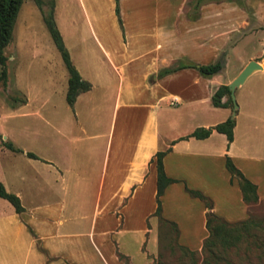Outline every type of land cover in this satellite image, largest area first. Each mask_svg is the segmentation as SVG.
I'll list each match as a JSON object with an SVG mask.
<instances>
[{"label": "crops", "instance_id": "0c3cea01", "mask_svg": "<svg viewBox=\"0 0 264 264\" xmlns=\"http://www.w3.org/2000/svg\"><path fill=\"white\" fill-rule=\"evenodd\" d=\"M77 1L75 26L53 0L69 58L90 83L71 106L68 75L54 54L37 57L40 68L22 70L15 27L6 46L11 83L23 95L10 108L36 120L0 126V182L22 206L16 213L0 197V264H150L160 233L157 151H164L162 169L174 180L160 195V215L175 223L180 244L198 250L207 209L186 188L204 194L224 220L244 219L247 204L225 168L228 157L257 197L264 196V55L238 60L241 68L249 60L260 68L234 89L232 140L214 130L184 137L231 116L232 106H212L210 96L241 70L223 81L224 64L236 56L237 43L227 44L239 28L232 12L202 10L194 20L176 0L172 12L141 10L144 0H117V14L114 0ZM254 16L253 35L264 31V9ZM258 40L263 44L264 36ZM214 62L220 69L209 76L193 67Z\"/></svg>", "mask_w": 264, "mask_h": 264}, {"label": "rangeland", "instance_id": "374dc122", "mask_svg": "<svg viewBox=\"0 0 264 264\" xmlns=\"http://www.w3.org/2000/svg\"><path fill=\"white\" fill-rule=\"evenodd\" d=\"M45 2L47 4L43 6V10H47L51 0H45ZM262 2L264 1L176 0L175 2L178 5V10L185 11L189 15H195L193 18L194 20L199 18L202 10L209 13L218 7H222L232 12L235 25H238L239 28H234V34L230 36V42L227 41V44L229 45L230 43L236 42L237 48L235 51L236 56H229L228 62L224 64L221 75L224 82L230 80L241 68L242 62H238V60L241 61L240 57L258 53H260L259 55L261 56L264 55V48L258 40L259 37L264 36V31H258L254 35L253 32L250 33L249 31L254 25V12H259L264 9V3ZM173 4L174 0L171 1V6L167 5V0H144V2H141L140 9L145 11H152L153 9L165 11L171 8L170 11L172 12ZM78 8L79 3L77 0H58V12L61 11L63 15L66 14L69 16L71 20L74 21L75 26L80 25ZM242 19L247 21L248 25L246 27L241 26L243 23L240 20ZM14 27L18 46L17 54L23 60L20 69L23 70L28 67L35 70L36 67L40 68L39 65L36 64L38 62L37 57H44L47 53H49V55L54 54L57 60H59L60 66L63 67L59 59V54L42 23L40 12L32 0H22L16 15ZM244 32L247 33V38L244 39L243 36V39H240V37L238 39L239 34ZM9 53L10 48L5 47L3 49V54L6 58L4 63L6 80L5 83L0 81V126L5 125L6 127L9 122L35 119V117L32 116L28 118L20 117L10 108L12 103L21 101L23 95L16 91L11 83V66L8 61ZM246 82L247 83L242 85L243 89L249 84V81ZM209 119L211 120L213 118ZM1 137H3V134ZM231 179L236 181L235 176ZM246 204L247 216L238 221H245L247 229H241L242 226L237 227L238 231L240 230L241 232L240 238L234 242V245L227 247L224 251L218 252L221 260L216 262L215 259H210L206 255V252L202 250L201 246L198 250H193L180 244L178 240L174 238L168 225L159 224L160 233L156 243V254L150 264H264V196L258 198L256 195V200H249ZM176 245L184 246V249L177 248ZM204 258H207V260L209 259V262L204 263Z\"/></svg>", "mask_w": 264, "mask_h": 264}, {"label": "trees", "instance_id": "16d2710c", "mask_svg": "<svg viewBox=\"0 0 264 264\" xmlns=\"http://www.w3.org/2000/svg\"><path fill=\"white\" fill-rule=\"evenodd\" d=\"M115 1V13L117 14V0ZM264 1V0H263ZM32 2L38 8L41 20L45 29L54 45L58 51L61 61L67 72V87L65 92V100L68 105H72L76 95L80 92L86 91L90 87V83L86 80L81 79L76 68L72 64L68 51L64 46L62 38L56 27L53 19V0L49 3L47 10H43V6L47 4L45 0H32ZM22 0H0V81L5 83L6 70H5V56L3 54V49L8 45L12 37V30L14 27L15 19ZM264 48V40H263ZM197 71L205 76L212 75L220 69V64L218 62L201 64L193 66ZM225 97L224 100L222 98ZM210 103L212 106L225 107L232 106V102L229 96V90L226 84L219 85L210 96ZM234 124L233 117H227L225 120L218 122L210 127H196L189 134L184 137H195L204 138L214 130L223 133L226 137V141L230 142L232 140V127ZM4 146L16 150L9 142H4ZM30 157H34L31 152L26 153ZM164 151H157L154 154V163L156 167V191H155V210L154 214L158 217V223L168 225L172 231L174 238L177 239V227L174 222L164 219L160 215V195L162 194L165 186L174 181L173 179L167 177L164 174L161 164V158ZM225 168L228 171L230 178L236 177V183L242 195V200L246 203L247 201L256 200L255 185L248 181L232 164L228 157L225 158ZM187 192L193 196L199 198L207 211L205 213V228L207 230L206 237L202 240L201 248L210 259H215V261L221 260L218 252L224 251L227 247L234 245V242L240 238L241 232L238 231V226H242L241 229L246 230L245 221L238 222H228L216 215L211 209L210 200L198 190H192L186 188ZM0 197L8 201L14 211L19 213L22 211V206L20 205L18 197L10 192H7L0 182ZM177 248L184 249V246L176 245ZM219 250V251H218ZM204 263H208L209 259L204 258Z\"/></svg>", "mask_w": 264, "mask_h": 264}, {"label": "water", "instance_id": "95a60500", "mask_svg": "<svg viewBox=\"0 0 264 264\" xmlns=\"http://www.w3.org/2000/svg\"><path fill=\"white\" fill-rule=\"evenodd\" d=\"M260 65L254 61V60H249L242 68L241 70L237 73V75L227 84L228 90H229V96L232 102V112L231 116H233L235 109H236V103L234 100V89L240 85L246 76H248L253 70L259 69Z\"/></svg>", "mask_w": 264, "mask_h": 264}, {"label": "built area", "instance_id": "2783aa9c", "mask_svg": "<svg viewBox=\"0 0 264 264\" xmlns=\"http://www.w3.org/2000/svg\"><path fill=\"white\" fill-rule=\"evenodd\" d=\"M167 102L170 105H175L178 102V100H177V98L175 96H170V97H168V101Z\"/></svg>", "mask_w": 264, "mask_h": 264}]
</instances>
